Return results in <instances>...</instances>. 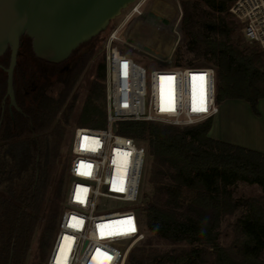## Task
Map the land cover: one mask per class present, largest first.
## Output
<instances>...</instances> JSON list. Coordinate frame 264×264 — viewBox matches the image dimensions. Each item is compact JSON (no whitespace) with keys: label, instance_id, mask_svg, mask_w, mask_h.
<instances>
[{"label":"trees","instance_id":"1","mask_svg":"<svg viewBox=\"0 0 264 264\" xmlns=\"http://www.w3.org/2000/svg\"><path fill=\"white\" fill-rule=\"evenodd\" d=\"M178 1L186 42L176 51L175 64L213 68L217 104L242 100L260 116L264 49L238 33L239 24L229 12L236 0ZM91 42L74 52L72 68L56 82L50 73L38 72L37 77L28 71L38 59L31 39L23 37L15 70L18 109L3 103L10 51L0 57V264H45L53 246L68 184V159L61 153L78 96L66 102L93 56L82 52ZM37 62L40 68L48 65ZM75 122L76 127H107L105 62L98 66ZM213 122L183 128L118 123V133L147 148L146 182L152 188L151 194L142 191L136 207L150 237L131 251L128 264H264V153L213 138ZM59 157L64 168L57 172L56 186L43 189L48 162ZM240 183L257 185L262 194L236 197ZM230 218L233 239L226 248L220 239Z\"/></svg>","mask_w":264,"mask_h":264},{"label":"built area","instance_id":"2","mask_svg":"<svg viewBox=\"0 0 264 264\" xmlns=\"http://www.w3.org/2000/svg\"><path fill=\"white\" fill-rule=\"evenodd\" d=\"M143 5L134 4L127 19L102 40L107 127H77L73 133L65 206L45 264H127L131 250L146 241L136 207L149 154L118 133L119 122L183 128L220 113L213 68L178 66L175 48L162 57L125 38L124 27L142 15ZM229 12L241 23L246 41L264 49V0H236ZM131 52L154 64L139 63Z\"/></svg>","mask_w":264,"mask_h":264},{"label":"rangeland","instance_id":"3","mask_svg":"<svg viewBox=\"0 0 264 264\" xmlns=\"http://www.w3.org/2000/svg\"><path fill=\"white\" fill-rule=\"evenodd\" d=\"M141 2L144 3L142 7V12H143L142 15L133 16L131 20L127 22L126 26L123 29V35L125 36V38H127L128 42H132V44L135 45L136 48L138 49H141L142 47L143 48L148 47L155 52L161 51L166 53L167 49H171L172 51L175 48V52L173 56V60H175L176 51L179 48H182L186 42V38L181 30V21L179 22L180 18H182L183 15V11L179 1L178 0H137L134 4ZM134 4L130 5L127 9H125L120 17L112 21L109 27L106 29V31L102 33L98 38H96L93 42H91V45L82 49L83 53H90V51L93 52V56L89 61V63L87 64L83 74L81 75L80 80L75 86L73 93L66 102L67 105L70 102H72L73 96L75 95L78 96L77 100L75 101L74 116L68 126V132L70 136H67L66 148L61 153L62 157H66L68 159V163L66 164L68 166H69V161L71 159V144H72L73 133L77 128L75 122L76 115L81 110L84 104L87 91L90 89L93 83L98 66L104 62V56L102 53V40L118 25H120L127 19V16L131 14ZM150 13H154L158 16L164 17L165 19L168 20L169 23L166 26L162 22L156 21L155 19H153V17H150ZM236 22L239 24L238 33L240 34L241 37L244 38L243 27L240 22H238L237 20ZM129 55L134 57L139 63L143 65L152 67V65L154 64L151 60L148 59V57L135 55L134 52H131ZM191 58L192 56H185V60L189 61V59ZM220 111L221 114L219 113L218 116H216L214 119V126L211 132V136L213 138L221 139L222 136H227L230 140L234 142H239L243 144L254 143L255 114L253 113L252 107L249 103L247 104V106H242V104L229 102L225 104L223 108L220 107ZM220 117L223 118V121L220 120ZM256 138H259V135ZM259 142H262L261 139L259 140ZM58 159L52 158V160L48 162L44 174V180H43L44 182L42 183L43 189L46 188L48 191H51L55 188L57 183V172L61 174L64 168L63 163H61L62 160H60V157ZM147 167H148V161H147ZM147 167H146V173L144 174L143 177L142 191L151 194L152 188L146 182ZM67 171H68V167H67ZM66 176H67V172H66ZM67 187L68 184L66 183L65 189H67ZM261 194L262 191L257 185L251 186L245 183H240L235 189L236 197L259 196ZM233 221L234 218H230L226 220L222 226V234H221L220 242L226 248L230 247L233 239L232 229L230 227ZM43 222L44 219L41 218L38 229L39 234L42 230ZM149 237L150 234L147 232V239ZM143 243L136 245L134 248L141 246ZM36 246L37 245L34 244L32 248V255L35 253ZM30 260L31 259H29V262Z\"/></svg>","mask_w":264,"mask_h":264},{"label":"water","instance_id":"4","mask_svg":"<svg viewBox=\"0 0 264 264\" xmlns=\"http://www.w3.org/2000/svg\"><path fill=\"white\" fill-rule=\"evenodd\" d=\"M137 0H0V57L10 51L6 68V98L18 109L15 70L21 39L32 41L35 56L47 63L61 64L82 45L98 38L112 21ZM156 21L164 17L150 13ZM145 50L156 54L148 47ZM116 126L114 125V129Z\"/></svg>","mask_w":264,"mask_h":264},{"label":"crops","instance_id":"5","mask_svg":"<svg viewBox=\"0 0 264 264\" xmlns=\"http://www.w3.org/2000/svg\"><path fill=\"white\" fill-rule=\"evenodd\" d=\"M167 26V24H165ZM171 49H167V52H155L158 55H161L162 57H166L169 53H170ZM229 102H235L237 104H242V106H247V102H244L242 100H230V101H226L224 102L222 105H220L221 108H223V106ZM247 103V104H246ZM259 111H260V116L257 117L254 115V143L253 144H243V143H239V142H234L232 140H230L227 136H222L220 140L229 142V143H233L236 145H240L255 151H259L264 153V99H261L259 101ZM221 114V111H220ZM221 116V115H220ZM220 120L223 121V118L220 117ZM228 120V119H226ZM221 121V122H222ZM213 126H214V122H213ZM213 129V128H212ZM212 132V131H211ZM259 135V138H256ZM261 139L262 142H259V140ZM258 142H256V141Z\"/></svg>","mask_w":264,"mask_h":264},{"label":"flooded vegetation","instance_id":"6","mask_svg":"<svg viewBox=\"0 0 264 264\" xmlns=\"http://www.w3.org/2000/svg\"><path fill=\"white\" fill-rule=\"evenodd\" d=\"M38 60H40V59H38ZM38 60H34V61H31L29 63V65H28V71L30 73H32V74L35 73V75L37 77H38V75H37L38 72H43V73L47 72V73H50V74L53 75V78L56 79V82L60 81V78H63V76L66 73H68L70 71V69L72 68V66H73V62L67 60L66 62L61 63V64H51V63H48V65L47 64L45 66L42 65V68H40L39 63L37 62ZM35 83L36 82L33 81V79H32V81H31L32 87L36 85ZM7 101L10 104L9 98H6V95H5L4 100H3V103H7ZM16 101H17V98H16Z\"/></svg>","mask_w":264,"mask_h":264}]
</instances>
